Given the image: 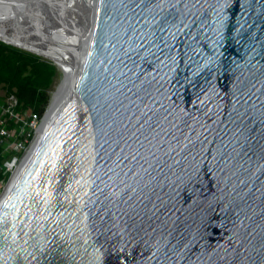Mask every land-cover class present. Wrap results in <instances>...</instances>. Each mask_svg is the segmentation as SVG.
Here are the masks:
<instances>
[{
	"label": "water",
	"instance_id": "95a60500",
	"mask_svg": "<svg viewBox=\"0 0 264 264\" xmlns=\"http://www.w3.org/2000/svg\"><path fill=\"white\" fill-rule=\"evenodd\" d=\"M78 1L0 0L80 38L0 264H264V0Z\"/></svg>",
	"mask_w": 264,
	"mask_h": 264
},
{
	"label": "bare ground",
	"instance_id": "6f19581e",
	"mask_svg": "<svg viewBox=\"0 0 264 264\" xmlns=\"http://www.w3.org/2000/svg\"><path fill=\"white\" fill-rule=\"evenodd\" d=\"M76 1L79 2L78 0L75 1L71 0V4L72 2L76 4ZM86 2H88V0ZM14 4L15 6H17L16 3ZM31 4L32 5L30 6V9L35 11V13L29 12L31 14H26V12H24L19 15H14L13 13H11L12 12L11 9L0 10V39L5 42L24 47L25 49H29L33 51L36 55L41 56L42 58H45L48 61L55 63L56 65H59L60 70L63 74V79L55 87L53 105H51L45 116L44 123L38 133L39 134L38 139L36 140L33 147L30 149L29 154L23 161L22 166H20L19 170L14 175L13 180L7 186L4 194L0 198V204L4 199L6 193L8 192L9 188L15 182V179L17 178L21 168L24 166L30 153L32 152L35 145L39 141L41 135L44 133V130L54 118L56 111L63 105L64 99L67 94L64 97L61 96L62 93L63 92L68 93L72 85V70L70 67L67 66V62L71 61V58L69 57L68 53L63 48L57 46L56 44L52 42H48V40H46L45 38L32 35L34 29L26 28V26L23 27L24 25H26L23 23V21H26V23H28L29 26L31 25L33 26V23L41 21V23L44 24V28L46 29V31H44V35L50 38H54L55 40L61 42L62 44H68V45L73 44V46H76L80 42L79 37L66 31L65 28L54 27L53 25H51V23H53L52 21L53 13L49 14L51 16L47 17L46 15L43 18L42 13H40L42 12L43 9L42 7H40L41 5L34 8L35 4H33L32 2ZM77 5H79V3H77ZM77 5L75 6V9L78 8ZM71 6H73V4ZM75 9H73L75 12L74 18L76 19L77 22H81L82 17L78 15L77 10ZM83 9L86 11V8ZM71 12L72 11L69 12L66 11L67 13L66 16H71ZM32 15H37L39 16V18H36L35 16ZM82 15H84V13H82Z\"/></svg>",
	"mask_w": 264,
	"mask_h": 264
},
{
	"label": "trees",
	"instance_id": "16d2710c",
	"mask_svg": "<svg viewBox=\"0 0 264 264\" xmlns=\"http://www.w3.org/2000/svg\"><path fill=\"white\" fill-rule=\"evenodd\" d=\"M57 73V67L51 62L0 41V88L8 96L17 98L15 112L31 109L43 116L51 101ZM11 124L17 126L14 120Z\"/></svg>",
	"mask_w": 264,
	"mask_h": 264
},
{
	"label": "built area",
	"instance_id": "2783aa9c",
	"mask_svg": "<svg viewBox=\"0 0 264 264\" xmlns=\"http://www.w3.org/2000/svg\"><path fill=\"white\" fill-rule=\"evenodd\" d=\"M17 105V98L11 95L7 104L0 106V198L28 156L42 127V116L31 109L16 115ZM12 120L18 126L17 131L10 128Z\"/></svg>",
	"mask_w": 264,
	"mask_h": 264
},
{
	"label": "rangeland",
	"instance_id": "374dc122",
	"mask_svg": "<svg viewBox=\"0 0 264 264\" xmlns=\"http://www.w3.org/2000/svg\"><path fill=\"white\" fill-rule=\"evenodd\" d=\"M41 57V56H40ZM44 60H45V58H43ZM46 61H48V60H46ZM49 62V61H48ZM52 63V62H51ZM57 70H58V68H57ZM63 79V74H62V72L60 71V70H58V73H57V76H56V78H55V81H54V83H53V86H52V91H51V93H53L54 92V90H55V87L60 83V81ZM8 95H7V93H6V90L4 89V88H0V106H2V104L4 103H6L7 104V102H8ZM49 108V106L47 107V109H46V111H45V113H44V115L41 117V125L43 124V120H44V117H45V115L47 114V112H48V109ZM15 114L16 115H18L19 113H17V112H15ZM10 128L12 129V130H14V131H17L18 130V127L17 126H14L13 127V125L12 126H10Z\"/></svg>",
	"mask_w": 264,
	"mask_h": 264
}]
</instances>
